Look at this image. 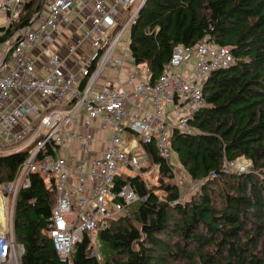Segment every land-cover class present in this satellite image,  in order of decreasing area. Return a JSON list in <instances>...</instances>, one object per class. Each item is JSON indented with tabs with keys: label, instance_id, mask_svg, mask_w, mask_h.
I'll list each match as a JSON object with an SVG mask.
<instances>
[{
	"label": "built area",
	"instance_id": "obj_1",
	"mask_svg": "<svg viewBox=\"0 0 264 264\" xmlns=\"http://www.w3.org/2000/svg\"><path fill=\"white\" fill-rule=\"evenodd\" d=\"M29 1L0 0V158L27 153L15 178L0 184V264H20L13 211L30 174L53 180L48 233L60 264H73L76 244L141 200L116 180L149 164L145 146L170 160L172 132H190L188 121L206 107L204 81L235 60L206 37L174 47L153 79L130 51L146 0H41L19 26ZM186 66L189 72H177ZM245 162L226 163L222 172L245 173ZM204 182H190L191 191ZM89 246L100 260L93 239Z\"/></svg>",
	"mask_w": 264,
	"mask_h": 264
},
{
	"label": "trees",
	"instance_id": "obj_2",
	"mask_svg": "<svg viewBox=\"0 0 264 264\" xmlns=\"http://www.w3.org/2000/svg\"><path fill=\"white\" fill-rule=\"evenodd\" d=\"M40 4L25 5L19 26ZM206 37L228 47L235 63L206 78V107L188 121L190 132L174 130L169 138L187 180L205 182L183 200L175 167L145 146L150 164L158 166V184L150 187L139 175L119 177L117 188L128 182L141 200L98 232L100 260L90 256L85 236L72 251L73 264H264V0H146L131 29L130 51L156 79L174 47ZM26 157L0 158V184L15 178ZM239 159L249 161L247 172H222ZM29 180L13 211L20 264H60L48 233L57 198L53 180L39 174Z\"/></svg>",
	"mask_w": 264,
	"mask_h": 264
},
{
	"label": "rangeland",
	"instance_id": "obj_3",
	"mask_svg": "<svg viewBox=\"0 0 264 264\" xmlns=\"http://www.w3.org/2000/svg\"><path fill=\"white\" fill-rule=\"evenodd\" d=\"M36 1H37V5H39L41 0H36ZM127 16H129V13H127L126 17ZM0 24H4V21L1 18H0ZM170 163L173 166L177 165L178 161H177V157L175 156V154H172L171 159H170ZM133 172H134L133 174H136V175L138 174L139 176L141 175L144 182L150 187H153V186L158 184V170H156L153 167L150 169H147V170L146 169H144V170L140 169V170H135ZM175 183L178 184L182 199L187 200V198L192 194L191 192H193V191H191V189H190L189 180H187V178L184 175V172L182 171V169L179 168L178 165L176 166V169H175ZM154 193L156 195L162 197L164 192L155 190ZM136 207H137V204H133L132 207L128 208V213L131 212L132 210H134ZM92 238L95 241V245H96L97 249L99 250L100 243L98 240V234L93 233Z\"/></svg>",
	"mask_w": 264,
	"mask_h": 264
},
{
	"label": "crops",
	"instance_id": "obj_4",
	"mask_svg": "<svg viewBox=\"0 0 264 264\" xmlns=\"http://www.w3.org/2000/svg\"><path fill=\"white\" fill-rule=\"evenodd\" d=\"M189 71H190L189 67L186 66L185 68H181V70H179V71H177V72H178V73H182V72L185 73V72H189ZM153 79H155V78H153ZM173 106H174L175 109H179L180 104H178V105H175V104H174ZM171 109H172V107H171ZM171 111H172V110H171ZM143 149H144V148H143ZM144 151H145V150H144ZM145 152H146V151H145ZM146 154H147V153H146ZM147 156H148V155H147ZM170 159H171V158H170ZM148 160H149V158H148ZM240 161H241V162H240ZM245 161H246V160H244V159H239L237 162H238V163H243V162H245ZM247 162H248V161H247ZM150 163H151V162H150V160H149V164L146 165L144 168H141V169H142V170H143V169H146V170H147V169H150V168L153 167V168H155L156 170H159V169L156 168L157 165H151ZM245 163H246V162H245ZM177 165H178V163H177ZM177 165H176V166H177ZM176 166H174L175 169H176ZM178 166H179V165H178ZM133 173H134L133 171H129L127 176H128V177H130V176H135L136 174H133ZM137 175H138V174H137ZM139 177L142 179L141 175H140ZM142 180H143V179H142ZM143 181H144V180H143ZM164 195H165V194L163 193V196H164ZM134 204H136V203H134ZM132 206H133V204H132L131 206H129L128 208H130V207H132ZM128 208H127V210H126V214H128ZM121 216H122V215H121ZM117 218H118V217H117ZM115 219H116V218H115ZM98 232H100V231H98ZM98 232H96V233L98 234ZM92 235H93V234H90V235H89V237H90V241H91V239H93V238H92ZM93 241H94V240H93ZM94 243H95V241H94ZM95 247H96V245H95ZM96 250L98 251V253H99V255H100V252H99V250L97 249V247H96ZM100 259H101V256H100Z\"/></svg>",
	"mask_w": 264,
	"mask_h": 264
},
{
	"label": "bare ground",
	"instance_id": "obj_5",
	"mask_svg": "<svg viewBox=\"0 0 264 264\" xmlns=\"http://www.w3.org/2000/svg\"><path fill=\"white\" fill-rule=\"evenodd\" d=\"M0 219L3 220V216L1 214V207H0Z\"/></svg>",
	"mask_w": 264,
	"mask_h": 264
}]
</instances>
